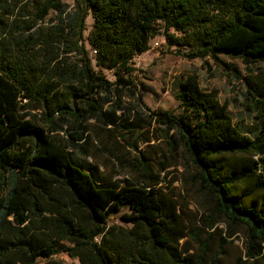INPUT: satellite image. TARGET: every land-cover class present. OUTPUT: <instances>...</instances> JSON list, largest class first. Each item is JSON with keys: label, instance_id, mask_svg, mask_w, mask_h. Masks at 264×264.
Segmentation results:
<instances>
[{"label": "trees", "instance_id": "obj_1", "mask_svg": "<svg viewBox=\"0 0 264 264\" xmlns=\"http://www.w3.org/2000/svg\"><path fill=\"white\" fill-rule=\"evenodd\" d=\"M75 7L69 18L62 0H0V264H38L61 252L79 264H205L213 235L210 264H221L235 226L243 228L235 264H264V0H75ZM160 30L166 49L210 58L241 81L239 104L261 121L254 136L240 131L195 73L179 81L178 112L151 111L148 126L171 156L181 145L205 197V214L190 233L176 204L161 199L165 166L152 170L137 135L130 143L139 155L134 183H115L96 163L73 157L90 156L96 136L110 135L116 117L103 110L107 96L133 86L132 59ZM137 99L143 102L140 93ZM88 114L103 125L87 122ZM98 149L122 165V156ZM236 154L249 156L242 167L229 160ZM115 215L121 224L110 222Z\"/></svg>", "mask_w": 264, "mask_h": 264}, {"label": "rangeland", "instance_id": "obj_2", "mask_svg": "<svg viewBox=\"0 0 264 264\" xmlns=\"http://www.w3.org/2000/svg\"><path fill=\"white\" fill-rule=\"evenodd\" d=\"M66 3V13L69 18L76 12L75 0H62ZM54 17V14H51ZM68 18V17H67ZM90 14L85 18L84 35L90 30L92 25ZM162 31L150 39L149 49L133 57L132 63L137 68L131 75L133 86L130 88H113L109 95V103H106L103 110H115L116 121L109 122L107 127L111 128L110 135L103 132L97 143L91 148V155L84 156L78 152H73V157L80 161H91L96 163L101 172L110 180L121 184L128 180L136 182L138 173L135 172L134 159H139L138 151L130 146L136 136L138 150L144 152L149 157L152 170L158 172L160 166H165V179L162 183V201L165 207L176 204L181 220L187 233L194 232L199 226V219L204 212V195L199 191L198 183L193 181L192 175L195 173L189 155L178 144L175 156L168 153L165 140L153 125L148 126L152 110L178 112L177 91L179 81L188 73H195L200 85L216 92L220 102L225 103L230 111L233 120L240 131L250 133L252 136L258 134L261 121L251 112L246 111L239 102L243 101L245 92L241 81L226 75L210 58L202 60L199 58L188 59L175 53L176 46L166 49ZM186 52L187 48H180ZM227 62L235 63L244 70V65L225 56H221ZM101 72L109 79L114 80L111 70L102 69ZM137 93L141 94L143 102L137 99ZM116 102L121 108L115 109ZM87 122L98 126L103 125L99 117L94 114L87 115ZM106 127V128H107ZM128 127L129 129H126ZM132 128L134 131H132ZM148 130L147 132H145ZM138 134V132H140ZM63 136V135H62ZM149 139L145 142L143 138ZM150 144V145H149ZM111 149L115 155L124 158L122 165L116 158L106 155L99 150V146ZM248 155H231L229 160L236 167H242L247 162ZM256 159V157H254ZM132 163L134 164L132 166ZM251 197L261 198L256 192L250 194ZM110 222L121 224L117 215L113 216ZM217 226L223 230L227 228L224 221L218 222ZM235 234L229 238L230 243L225 244L224 255L220 258L221 264H235L236 259L242 255V233L243 228L234 227ZM207 231H201L200 237L204 239ZM188 246L191 251L198 253V244L188 237ZM218 249V235H213L210 242V252L205 264H210L211 257ZM47 262H58L60 264H79L77 259L71 258L66 252H61L51 258H40L38 264Z\"/></svg>", "mask_w": 264, "mask_h": 264}]
</instances>
